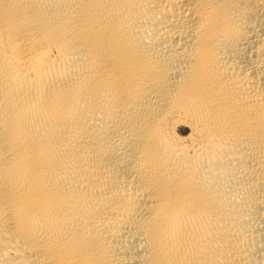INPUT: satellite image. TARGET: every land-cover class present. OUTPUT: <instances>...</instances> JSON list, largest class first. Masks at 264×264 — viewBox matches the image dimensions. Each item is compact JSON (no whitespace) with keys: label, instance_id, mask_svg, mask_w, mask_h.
I'll use <instances>...</instances> for the list:
<instances>
[{"label":"bare ground","instance_id":"obj_1","mask_svg":"<svg viewBox=\"0 0 264 264\" xmlns=\"http://www.w3.org/2000/svg\"><path fill=\"white\" fill-rule=\"evenodd\" d=\"M0 264H264V0H0Z\"/></svg>","mask_w":264,"mask_h":264},{"label":"rangeland","instance_id":"obj_2","mask_svg":"<svg viewBox=\"0 0 264 264\" xmlns=\"http://www.w3.org/2000/svg\"><path fill=\"white\" fill-rule=\"evenodd\" d=\"M188 132V131H187Z\"/></svg>","mask_w":264,"mask_h":264}]
</instances>
